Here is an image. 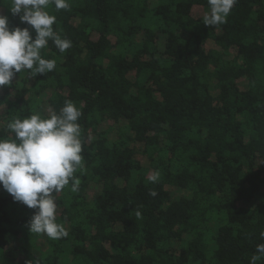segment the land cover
Segmentation results:
<instances>
[{"label": "trees", "instance_id": "1", "mask_svg": "<svg viewBox=\"0 0 264 264\" xmlns=\"http://www.w3.org/2000/svg\"><path fill=\"white\" fill-rule=\"evenodd\" d=\"M68 3L46 9L71 41L41 49L54 70L0 87L3 139L65 101L82 113L78 190L54 193L68 234L30 232L36 210L0 186V264H249L264 244V0L211 26L208 0ZM10 7L9 28L35 38Z\"/></svg>", "mask_w": 264, "mask_h": 264}, {"label": "clouds", "instance_id": "2", "mask_svg": "<svg viewBox=\"0 0 264 264\" xmlns=\"http://www.w3.org/2000/svg\"><path fill=\"white\" fill-rule=\"evenodd\" d=\"M236 2L208 0L210 12L204 15L203 24L225 23ZM50 4L57 10L69 8L68 0H11V13L34 29L35 38L27 27L10 29L8 18L0 15V87L12 84L14 76L25 70H30L32 77L53 71L55 60L41 56L49 40L61 53L71 47V41L62 39L53 29L56 17L46 10ZM81 114L72 101H65L58 114L53 112L47 118L37 113L23 120L14 119L7 125L14 138H0V186L14 201L36 210L29 221L30 232L46 234L51 239L68 234L56 221L54 193L69 185L70 179L71 190H78L79 180L74 173L82 162L78 123ZM158 176L157 172L149 179L154 182ZM256 252L259 255H253L249 264H257L264 256V244H258Z\"/></svg>", "mask_w": 264, "mask_h": 264}, {"label": "rangeland", "instance_id": "3", "mask_svg": "<svg viewBox=\"0 0 264 264\" xmlns=\"http://www.w3.org/2000/svg\"><path fill=\"white\" fill-rule=\"evenodd\" d=\"M199 12H201V9L198 12H196V13H199ZM12 249H14V248L12 247ZM20 257H22V255H20Z\"/></svg>", "mask_w": 264, "mask_h": 264}]
</instances>
